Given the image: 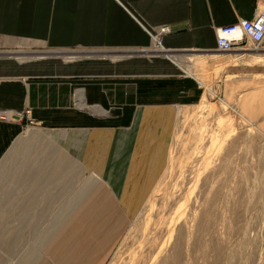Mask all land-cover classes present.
Instances as JSON below:
<instances>
[{"label": "crops", "instance_id": "0c3cea01", "mask_svg": "<svg viewBox=\"0 0 264 264\" xmlns=\"http://www.w3.org/2000/svg\"><path fill=\"white\" fill-rule=\"evenodd\" d=\"M257 2L0 0V111L20 114L0 121V160L27 134L46 145L39 158L47 153L78 178L85 170L115 193L105 217L89 212L80 241L72 229L82 211L68 218L74 205L58 232L71 247L56 264L104 263L165 170L177 109L200 99L189 57L214 53L215 29L251 19ZM163 28L157 52L151 37ZM192 51L207 53L176 54ZM29 120L62 131L21 132ZM78 192L79 201L86 189ZM92 198L105 208L101 195Z\"/></svg>", "mask_w": 264, "mask_h": 264}, {"label": "rangeland", "instance_id": "374dc122", "mask_svg": "<svg viewBox=\"0 0 264 264\" xmlns=\"http://www.w3.org/2000/svg\"><path fill=\"white\" fill-rule=\"evenodd\" d=\"M196 57L185 66L201 88L200 99L177 109L165 170L103 264H264V85H246L251 76L264 75V65L242 59L217 67ZM201 67L210 74L203 76ZM206 93L211 100L204 102ZM27 125L21 132L62 131ZM28 141L15 143L0 160V264H56L57 254L71 247L59 242L58 232L74 205L68 218L82 211L73 224L75 241L94 221L91 210L105 217L114 207L107 184L85 170L78 178L47 153L39 158L46 145ZM50 169L60 174L46 175ZM68 171L75 177H64ZM79 186L86 193L78 201ZM98 194V207L105 208H95Z\"/></svg>", "mask_w": 264, "mask_h": 264}, {"label": "built area", "instance_id": "2783aa9c", "mask_svg": "<svg viewBox=\"0 0 264 264\" xmlns=\"http://www.w3.org/2000/svg\"><path fill=\"white\" fill-rule=\"evenodd\" d=\"M167 30L161 29L156 35H152L153 48L161 49V36ZM216 51L223 53H244L245 51H264V0H258L256 12L249 20L218 27L215 29ZM28 113V112H27ZM20 117L13 116L11 111H0V121H18ZM34 123L29 120L27 126Z\"/></svg>", "mask_w": 264, "mask_h": 264}, {"label": "bare ground", "instance_id": "6f19581e", "mask_svg": "<svg viewBox=\"0 0 264 264\" xmlns=\"http://www.w3.org/2000/svg\"><path fill=\"white\" fill-rule=\"evenodd\" d=\"M163 49H162V47H161V49L160 48H158V51H162ZM215 52H217V51H215ZM249 52H251V51H245V53H243V54H241V53H238V54H232V55H215V54H213V55H208V56H197L196 58H197V60L198 61H200L201 63L203 62V63H205V61H208L209 63H213V64H215V65H217V67L218 66H222V65H228V64H233V65H235V64H237L240 60H242V59H249L253 64H261V65H264V54H256V55H250V54H248ZM264 52V51H263ZM247 53V54H246ZM192 59V58H191ZM194 61V60H193ZM202 63V64H203ZM250 63V62H249ZM201 64V65H202ZM203 67V66H202ZM201 67V68H202ZM214 67V66H213ZM206 69L207 68H202V73H203V76L206 74V72L208 73L207 75H209L210 73L208 72V71H206ZM206 78H209V76H207V77H201V79L202 80H205ZM200 80V79H199ZM226 80V79H225ZM249 80V83L247 82L246 83V85H253V86H263L264 85V75H256V76H251L250 77V79H248ZM203 82V81H202ZM205 82H206V80H205ZM204 83V82H203ZM208 94V95H207ZM202 99L204 100V102L207 100H211L210 99V96H209V93H206V94H204L203 96H202ZM202 100V101H203ZM203 102V103H204ZM202 103V104H203ZM13 114V116L14 117H16V118H18V117H20V114L19 113H12ZM13 122H15V121H13ZM225 129V128H224ZM32 132V131H31ZM39 132V131H38ZM29 133H30V131H29ZM37 133V132H36ZM34 134H35V132H34ZM39 134H41V133H39ZM39 134H37V135H39ZM27 137L25 138V139H27V138H30V136H28L27 134H25ZM36 135V134H35ZM42 135V134H41ZM41 135H39V136H41ZM24 136V135H23ZM22 136V137H23ZM31 137H33V136H31ZM37 138V137H36ZM215 140V139H214ZM218 140H215V142H217ZM180 192V191H179ZM161 244V243H160Z\"/></svg>", "mask_w": 264, "mask_h": 264}]
</instances>
